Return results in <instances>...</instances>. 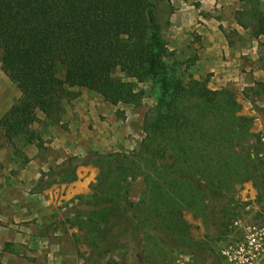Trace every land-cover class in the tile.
I'll list each match as a JSON object with an SVG mask.
<instances>
[{"label": "trees", "instance_id": "obj_1", "mask_svg": "<svg viewBox=\"0 0 264 264\" xmlns=\"http://www.w3.org/2000/svg\"><path fill=\"white\" fill-rule=\"evenodd\" d=\"M170 2L0 0V66L20 91L0 117V144L5 140L17 150L15 140L21 139L39 146L38 114L44 116V125L59 123L64 101L77 94L75 87L95 92L113 106L138 105L135 84L116 72L138 83L151 82L158 90L135 150L92 153L72 160L62 172V180L69 182L78 165L99 170L92 201L80 208L102 213L99 219L88 214L89 224L81 226L85 233H94L91 254L96 261L119 253L117 264H137L151 228L175 252L193 256L197 243L188 236L183 211L190 207L225 234L243 208L231 197L225 200L230 173L251 179L255 201L264 204V160L252 155L256 144H244L252 135L247 119L235 115L232 93L210 90L206 80L185 78L164 62ZM247 22L258 36L264 35V10L254 15L242 11L237 23L245 27ZM258 87L264 92L263 83ZM137 179L143 191L134 203L128 199V186ZM48 184L43 178L38 182L40 188ZM198 250L203 264L213 256L212 264L227 263L211 245L208 251Z\"/></svg>", "mask_w": 264, "mask_h": 264}, {"label": "rangeland", "instance_id": "obj_2", "mask_svg": "<svg viewBox=\"0 0 264 264\" xmlns=\"http://www.w3.org/2000/svg\"><path fill=\"white\" fill-rule=\"evenodd\" d=\"M170 5L173 21L180 7L187 9L192 19L184 34L174 28L175 22L170 21L164 29L168 47L164 62L185 78L206 80L210 90L228 89L238 106L235 115L245 117L249 124L252 136L244 144H256L258 150L252 155L264 160V145L259 141L264 127V92L258 87V83L264 84V35L258 36L248 22L245 27L237 23L242 11L254 15L264 10V0H171ZM115 75L135 84L138 105L113 106L99 94L75 87L72 91L77 94L64 101L65 112L59 123L44 125V116L38 114L40 121L35 128L41 137L39 146L19 139L14 150L1 140L0 264L118 263L119 253L96 261L91 254L96 248L92 244L94 233L81 230L89 224L88 214L96 219L102 215L80 209L81 204L92 201L98 168L78 165L73 180H62V172L72 160L92 153H130L138 147L143 118L156 104L158 90L151 82L138 83L120 72ZM58 76L64 77L63 69ZM19 97L20 91L0 66V117ZM230 174L225 200L231 197L243 208L229 221L225 234L186 207L183 220L189 238L197 243L194 255L175 252L151 228L149 243H144L146 252L136 263L203 264L198 247L208 251L211 245L219 256H228L230 264H264V204L255 201L257 190L251 179ZM41 178L49 182L46 188L39 187ZM128 189V199L138 202L143 191L141 180L130 182ZM214 260L213 256L204 264Z\"/></svg>", "mask_w": 264, "mask_h": 264}, {"label": "crops", "instance_id": "obj_3", "mask_svg": "<svg viewBox=\"0 0 264 264\" xmlns=\"http://www.w3.org/2000/svg\"><path fill=\"white\" fill-rule=\"evenodd\" d=\"M192 7V5H190ZM187 9H184L182 7H180L176 13L173 15L176 20L173 21L172 17L170 19L171 22H175L174 23V28L180 30L181 32L186 33V31H188L187 29L189 28L190 24H191V19L192 16L190 17L189 11H187ZM193 19H194V15H193ZM202 32V31H200Z\"/></svg>", "mask_w": 264, "mask_h": 264}, {"label": "built area", "instance_id": "obj_4", "mask_svg": "<svg viewBox=\"0 0 264 264\" xmlns=\"http://www.w3.org/2000/svg\"><path fill=\"white\" fill-rule=\"evenodd\" d=\"M259 141H260V144L264 145V127L262 129V132L260 133ZM252 228H254V230H256V226L255 225H252ZM223 257H225L227 264H230L228 262V260H229L228 256H223Z\"/></svg>", "mask_w": 264, "mask_h": 264}]
</instances>
